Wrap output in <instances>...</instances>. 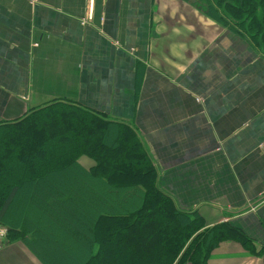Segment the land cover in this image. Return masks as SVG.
<instances>
[{
    "label": "crops",
    "instance_id": "crops-1",
    "mask_svg": "<svg viewBox=\"0 0 264 264\" xmlns=\"http://www.w3.org/2000/svg\"><path fill=\"white\" fill-rule=\"evenodd\" d=\"M54 101L133 130L179 210L251 239L206 264H264V50L231 24L189 0H0V123ZM0 264L42 262L10 236Z\"/></svg>",
    "mask_w": 264,
    "mask_h": 264
},
{
    "label": "trees",
    "instance_id": "trees-1",
    "mask_svg": "<svg viewBox=\"0 0 264 264\" xmlns=\"http://www.w3.org/2000/svg\"><path fill=\"white\" fill-rule=\"evenodd\" d=\"M189 1L227 24L217 5ZM252 1L250 13L257 5ZM253 22L264 28L262 18ZM82 155L95 165L80 166ZM65 215L75 218L71 238L81 250L63 260L47 249L66 247L60 237L70 235L59 228ZM0 223L42 264H206L212 249L232 236L253 247L241 231L204 228L196 212L179 210L157 188L152 162L133 130L62 101L0 123ZM44 234L49 238L42 241Z\"/></svg>",
    "mask_w": 264,
    "mask_h": 264
},
{
    "label": "flooded vegetation",
    "instance_id": "flooded-vegetation-1",
    "mask_svg": "<svg viewBox=\"0 0 264 264\" xmlns=\"http://www.w3.org/2000/svg\"><path fill=\"white\" fill-rule=\"evenodd\" d=\"M203 5H217V14L222 20H230L232 28L238 34L246 38V40L256 49H264V28L258 30L252 24L260 18L264 21V0H257L254 13L248 10V4L252 0H200ZM254 23V22H253ZM250 38L258 39L257 45Z\"/></svg>",
    "mask_w": 264,
    "mask_h": 264
},
{
    "label": "rangeland",
    "instance_id": "rangeland-1",
    "mask_svg": "<svg viewBox=\"0 0 264 264\" xmlns=\"http://www.w3.org/2000/svg\"><path fill=\"white\" fill-rule=\"evenodd\" d=\"M225 22H227L228 24H231L232 25V23H231V21L230 20H228V21H225ZM232 27V26H231ZM251 40H253V43L255 44V46H259V45H257V42H258V39H255V38H250ZM259 50H262L261 48H259ZM264 50V49H263ZM80 206V208L79 209H82L83 210V212H85L86 210V206L85 205H79ZM63 221V222H62ZM61 222H62V224H60V222H59V225H60V227L59 228H62V229H64V230H68V235H70V239H68V238H66V236H64V237H60V239L61 240H63V238H64V242H62L60 245H66V247H62V249L61 248H59V247H57L56 246V244L55 245H53V246H51L52 247V249H47V250H50V251H52V253H54L57 257H60V259H67V255H66V253H72L73 252V250L74 249H76L77 247H78V245H77V243H76V241L74 240L75 239V235H73V234H75L76 232L74 231V229L76 230L77 229V227H78V225H77V223L75 222V218H73V217H71V216H69V215H65V216H61ZM70 231V232H69ZM71 237H74V239L73 238H71ZM45 238H49L48 237V235L47 234H44V237H42L41 238V240L42 241H44V239ZM80 246V245H79ZM48 247H50V246H48ZM50 247V248H51ZM78 249L79 250H81V248L80 247H78L76 250V252H78ZM62 251H64V252H62ZM64 253V254H63ZM73 255V254H72ZM76 255V254H75ZM46 256V255H45ZM78 256V255H77ZM46 258V260H48L49 262H51L52 263V260L48 257V256H46L45 257ZM78 259H80V258H78Z\"/></svg>",
    "mask_w": 264,
    "mask_h": 264
},
{
    "label": "built area",
    "instance_id": "built-area-1",
    "mask_svg": "<svg viewBox=\"0 0 264 264\" xmlns=\"http://www.w3.org/2000/svg\"><path fill=\"white\" fill-rule=\"evenodd\" d=\"M197 101H199V99H197ZM7 235H8V228L0 223V249L3 248L4 243L7 239Z\"/></svg>",
    "mask_w": 264,
    "mask_h": 264
}]
</instances>
